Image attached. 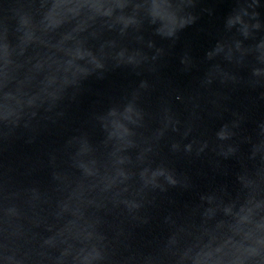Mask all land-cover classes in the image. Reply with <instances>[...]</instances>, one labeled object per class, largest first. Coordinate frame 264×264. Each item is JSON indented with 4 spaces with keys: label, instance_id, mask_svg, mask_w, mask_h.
<instances>
[{
    "label": "water",
    "instance_id": "obj_1",
    "mask_svg": "<svg viewBox=\"0 0 264 264\" xmlns=\"http://www.w3.org/2000/svg\"><path fill=\"white\" fill-rule=\"evenodd\" d=\"M0 264H264V0H0Z\"/></svg>",
    "mask_w": 264,
    "mask_h": 264
}]
</instances>
